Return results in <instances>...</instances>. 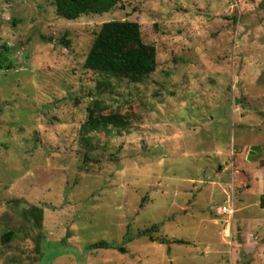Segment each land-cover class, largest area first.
Masks as SVG:
<instances>
[{"label":"rangeland","instance_id":"rangeland-1","mask_svg":"<svg viewBox=\"0 0 264 264\" xmlns=\"http://www.w3.org/2000/svg\"><path fill=\"white\" fill-rule=\"evenodd\" d=\"M109 20L140 23L154 72L84 66ZM0 62V264H264V0H122L73 20L0 0ZM95 101L129 124L86 132Z\"/></svg>","mask_w":264,"mask_h":264},{"label":"trees","instance_id":"trees-1","mask_svg":"<svg viewBox=\"0 0 264 264\" xmlns=\"http://www.w3.org/2000/svg\"><path fill=\"white\" fill-rule=\"evenodd\" d=\"M122 0H54L56 13L67 20L77 19L83 14H101L114 9ZM69 45V41H65ZM0 62V67L3 68ZM84 66L96 72L108 75H125L142 77L154 72L157 68V50L153 44L146 43L142 37L140 23L131 20H109L104 22L95 34L91 48L86 56ZM104 105L95 101L88 107V118L83 125L86 132L100 131L103 128H125L128 119L117 112L103 113ZM260 206L264 208V193L260 196ZM41 219V215H36ZM157 225L143 229L137 235L153 238ZM14 237L13 231L3 234L5 242ZM134 238L126 235V239ZM174 243H187L184 239H174ZM93 247H110L100 241ZM125 252L126 248L118 247Z\"/></svg>","mask_w":264,"mask_h":264},{"label":"built area","instance_id":"built-area-1","mask_svg":"<svg viewBox=\"0 0 264 264\" xmlns=\"http://www.w3.org/2000/svg\"><path fill=\"white\" fill-rule=\"evenodd\" d=\"M220 211L223 214H230V215H232L234 213L233 212V209L230 206H228V205L221 206L220 207Z\"/></svg>","mask_w":264,"mask_h":264},{"label":"water","instance_id":"water-1","mask_svg":"<svg viewBox=\"0 0 264 264\" xmlns=\"http://www.w3.org/2000/svg\"><path fill=\"white\" fill-rule=\"evenodd\" d=\"M255 149H256V147H255V146H253V147H252V150H255ZM249 158H251V157L249 156Z\"/></svg>","mask_w":264,"mask_h":264}]
</instances>
